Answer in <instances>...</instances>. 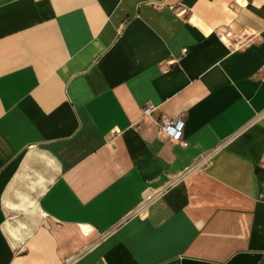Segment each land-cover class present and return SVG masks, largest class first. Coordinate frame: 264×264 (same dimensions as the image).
Here are the masks:
<instances>
[{
    "label": "crops",
    "instance_id": "1",
    "mask_svg": "<svg viewBox=\"0 0 264 264\" xmlns=\"http://www.w3.org/2000/svg\"><path fill=\"white\" fill-rule=\"evenodd\" d=\"M0 264H264V0H0Z\"/></svg>",
    "mask_w": 264,
    "mask_h": 264
},
{
    "label": "built area",
    "instance_id": "2",
    "mask_svg": "<svg viewBox=\"0 0 264 264\" xmlns=\"http://www.w3.org/2000/svg\"><path fill=\"white\" fill-rule=\"evenodd\" d=\"M153 111V108H145L144 113L145 115H151V112ZM159 137L163 140H170L174 143L179 144L180 146L187 147L189 145L188 141L185 140L184 134H185V114H180L179 117H163L159 121ZM209 157L206 156L201 160V164H206L208 162ZM163 195L162 190H152L147 189L144 192L143 195V201L140 204V207L137 209L136 213L140 214L148 207H150L152 204H154L155 201L160 199Z\"/></svg>",
    "mask_w": 264,
    "mask_h": 264
},
{
    "label": "bare ground",
    "instance_id": "3",
    "mask_svg": "<svg viewBox=\"0 0 264 264\" xmlns=\"http://www.w3.org/2000/svg\"><path fill=\"white\" fill-rule=\"evenodd\" d=\"M90 227H84L85 231H89Z\"/></svg>",
    "mask_w": 264,
    "mask_h": 264
}]
</instances>
